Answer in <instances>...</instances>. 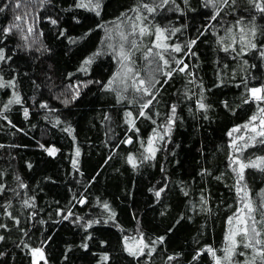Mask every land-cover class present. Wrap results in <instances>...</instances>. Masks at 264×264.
<instances>
[{"label": "trees", "instance_id": "obj_1", "mask_svg": "<svg viewBox=\"0 0 264 264\" xmlns=\"http://www.w3.org/2000/svg\"><path fill=\"white\" fill-rule=\"evenodd\" d=\"M80 3L0 0V82H13L0 88V264H33L32 249H42L40 264H215L205 249L223 256L228 219L240 207L230 157L264 156L260 138L250 139L252 125L232 131L259 115L248 89L264 87V12L251 0H100L97 16ZM13 24L20 27L6 32ZM139 27L168 29L163 43L182 51L164 56L183 64L163 66L156 48L145 60L155 35L141 36ZM120 33L138 45L132 60L141 78L152 73L159 81L145 109L152 119L138 116L140 93L129 88L118 102L117 92L105 88L124 71L113 51ZM173 69L171 78L164 75ZM113 87L122 88L118 81ZM16 96L20 103L8 104ZM201 99L206 111L198 108ZM172 106L170 133L156 139L155 158L144 161L148 138L154 129L163 135ZM129 137L131 144L124 142ZM234 139L249 145L243 153L231 147ZM244 183L258 205L264 172L247 169ZM237 251L246 253L237 261L252 257L251 249Z\"/></svg>", "mask_w": 264, "mask_h": 264}, {"label": "snow or ice", "instance_id": "obj_2", "mask_svg": "<svg viewBox=\"0 0 264 264\" xmlns=\"http://www.w3.org/2000/svg\"><path fill=\"white\" fill-rule=\"evenodd\" d=\"M164 3H167L168 0H163ZM187 2V0H185ZM209 2H212V0H209ZM225 3H227V0H224ZM251 2L259 9V11L264 12V0H251ZM79 7L88 8L90 11H95L96 15H100V8L101 3L100 0H95V3H93V0H88L87 3L84 2V0H81V3L78 5ZM20 4H16V8H19ZM145 9H147L148 12H155V8L149 7L147 4L143 5ZM4 11V8H0V12ZM138 11V10H136ZM215 18V17H213ZM17 21L21 20L22 17L17 15L15 17ZM137 20L140 19V16L136 17ZM53 24L56 23L55 20L51 21ZM238 23H241L238 21ZM20 27L19 24H13L7 29H5L6 32H11L13 28L18 29ZM102 27V25H101ZM136 25H133V30L135 31ZM32 29H29L31 31ZM168 29H161L157 28L155 33L149 32L147 27H139V33L141 36L143 35H155V41L153 42V47L148 48L147 53H145L144 58L145 60H148L149 57L153 56V48L161 49L162 51L155 52V57L159 58V61L163 62V66L165 67H171L170 60L177 64V66L183 64V60H176L175 57H169L165 58L164 52H175L179 53L182 51V47L180 45H168L166 43H163V41L167 40L169 37L165 35L166 32H168ZM174 31H179V29H176ZM174 31L172 34H174ZM241 33L244 32V29H240ZM253 36L255 35L254 29L252 30ZM27 39V37H25ZM120 39L122 43L119 45V50L117 51L112 45H109V47H113V51L116 52L117 57L120 61L121 68L124 70L123 72L118 71L107 83L105 86L106 90H111L117 92V99L118 102L123 101L126 99L124 96V93L128 91L129 88H131L135 93H140L141 97L140 99L143 100L142 103H140V109L138 116L139 117H145L147 119H152L150 115H146L145 109H148L151 105L153 100L155 99L156 92L153 91L155 89V85L159 83L158 80L155 79V77L152 75V73H149L147 78H141L140 73L136 71L134 64L135 62L132 60V54L133 51L138 48V45L135 40L129 41L128 36L124 33H120ZM127 42L129 44V47L125 48V43ZM241 44L245 43V37L241 35L240 37ZM196 41H192L191 44H195ZM251 47L255 48L256 45L252 44ZM224 51H228V48H224ZM194 55V53H193ZM4 53L2 50H0V60H4ZM92 62V58H89L84 63L85 65L90 64ZM188 68L187 64H184L183 67H178V70L183 73ZM86 70V69H82ZM176 69H173L172 71L165 72L164 75L168 78H171L173 71ZM154 72L161 71V68L158 66L156 69L153 70ZM119 82V85L122 86V88H114L113 85ZM11 81L9 82H0V88L4 87H11L12 86ZM86 86V85H85ZM79 87V86H77ZM248 92L251 95V102H256L258 109H259V115H254L250 118L249 123L237 127L233 129V132H241V128L245 130H249V125H252L250 130L254 132L256 135L251 137L250 139L255 141L257 137L260 138L259 142L261 144H264V87L261 88H251L248 89ZM79 96V92H74L72 96V100H75ZM144 97H150V99L144 100ZM250 101L246 100L245 103H248ZM12 103H20L19 96H16L15 100H9L8 104ZM65 104L69 103L68 100L64 101ZM7 105H5V109L7 110ZM41 107H47V105L42 104ZM198 108L200 110L206 111L208 106L203 103L202 99L198 102ZM171 115L169 116V124L165 125V131L163 135L157 131L156 129L153 130V135L150 136L146 142L145 146V153L146 155L143 156V160H151L155 158V153L157 151L156 147L154 146L156 139L163 140L164 135H167L171 131L170 125L175 123V113H176V107L172 106L170 109ZM3 113H0L2 115ZM25 117L28 116V110H24ZM126 123L130 125V130H135L138 132L139 130L135 128V118L133 117L132 112H126ZM7 119V117H4ZM138 118V117H136ZM107 119V117H106ZM259 120V125L257 126L255 122ZM153 123L155 124V120H153ZM232 135V132H229V136ZM238 140H245V137L243 135L239 136L237 138ZM125 143L131 144L132 139L129 137ZM145 142H141L142 146H144ZM249 145L245 143L244 145H238L237 140L234 139L232 141L231 147L236 153H243V151L248 147ZM45 151L48 152L49 155H53L57 149L55 148H46ZM76 155L79 156V150L77 149ZM129 162L132 164L133 167H136L135 158L133 156L128 157ZM232 167V171L237 176V185L236 188L237 195L239 197V204L240 207H238L237 212L234 213L233 217H229L228 219V231L225 236L226 240V246L221 249L223 252V256L217 255V250L213 249L212 247H208L205 249L211 257L213 258L215 264H264V239L261 237L264 236V192L260 194V202L257 205L249 192L247 191V184L244 183L245 181V171L249 168L252 169H258L261 172H264V156L256 157L255 159H242L240 155H235L233 157H230ZM19 179V178H18ZM21 187H26V185L21 184ZM3 190V186L0 185V191ZM163 191V189H161ZM243 193V195H240ZM187 194V193H185ZM156 196H160V191L156 192ZM26 205H28V201L24 202ZM32 206V205H29ZM105 208H108V205H104ZM260 214V219L257 220L256 213ZM114 215V214H113ZM65 219H67V216H65ZM233 220H235V224L233 225ZM91 224H89V227ZM0 227H3L0 225ZM239 237V239H237ZM0 239H3V237H0ZM127 239L125 238V243L127 244ZM134 239V238H133ZM163 238H161L162 240ZM142 242V241H141ZM147 247V245H144ZM84 247H87V245H84ZM239 248L243 249H251L252 250V257L250 260H245L243 262L237 261L235 257L237 255L239 256H245L246 253L244 251H237ZM127 251L131 255H137V252L134 251L131 247H127ZM142 254V249L140 250ZM32 253L34 255L39 256L40 258H43L44 254L42 249H32ZM103 259L107 260L108 258L105 256ZM169 259H172V257H169Z\"/></svg>", "mask_w": 264, "mask_h": 264}, {"label": "rangeland", "instance_id": "obj_3", "mask_svg": "<svg viewBox=\"0 0 264 264\" xmlns=\"http://www.w3.org/2000/svg\"><path fill=\"white\" fill-rule=\"evenodd\" d=\"M34 255V254H33ZM33 259L35 260V255L33 256ZM45 258H44V256H43V258H40V259H38L37 261L38 262H41V261H43Z\"/></svg>", "mask_w": 264, "mask_h": 264}, {"label": "bare ground", "instance_id": "obj_4", "mask_svg": "<svg viewBox=\"0 0 264 264\" xmlns=\"http://www.w3.org/2000/svg\"><path fill=\"white\" fill-rule=\"evenodd\" d=\"M38 259H40V257L35 255V261H37Z\"/></svg>", "mask_w": 264, "mask_h": 264}, {"label": "water", "instance_id": "obj_5", "mask_svg": "<svg viewBox=\"0 0 264 264\" xmlns=\"http://www.w3.org/2000/svg\"><path fill=\"white\" fill-rule=\"evenodd\" d=\"M33 264H40V262H38V261H34Z\"/></svg>", "mask_w": 264, "mask_h": 264}]
</instances>
